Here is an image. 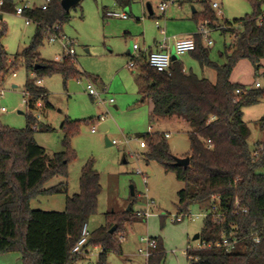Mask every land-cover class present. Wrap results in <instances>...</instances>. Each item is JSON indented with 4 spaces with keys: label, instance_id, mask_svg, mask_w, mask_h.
<instances>
[{
    "label": "trees",
    "instance_id": "obj_1",
    "mask_svg": "<svg viewBox=\"0 0 264 264\" xmlns=\"http://www.w3.org/2000/svg\"><path fill=\"white\" fill-rule=\"evenodd\" d=\"M117 2L122 6L129 5L128 0ZM251 2L254 6L252 15L227 21L221 27L233 38L223 53L228 59L226 64L219 65L210 60L202 37L195 35L196 49L190 53L202 67L215 68L216 83L191 70L186 71L179 59L173 61L171 75L151 67L147 57L136 60L140 69L141 100H151L150 120L157 125L156 131L140 135L146 142L143 159L158 162L185 183L178 192L180 213L189 212L192 204L209 207L213 199H219L227 219L217 222L212 216L204 218L200 241L214 244L222 239L238 240L231 251L217 246L188 249V264H264V173L258 172L264 167V141L258 142L255 149L250 148L251 129L244 120V109L260 102L264 89L248 88L230 79L233 68L241 59H249L256 70L264 65V20L259 21L263 11L259 0ZM4 9L13 12V0H7ZM29 14L51 26L57 23L63 26L68 17L62 0H54L49 10L38 9ZM154 14L152 10L151 16ZM202 19L209 27H218L215 12L208 4ZM6 31L5 26L0 32V77L17 70L15 63L9 62L1 43ZM44 37L43 28L36 27L29 46L13 58L20 63L21 57L27 72L35 75L25 84V90L30 93L31 109L39 99L45 100L48 96L47 89L37 84L39 77L60 73L68 80L82 74L73 62L74 57L64 56L62 61L42 59L38 50ZM237 89L242 93H236ZM27 117L28 124L23 129L0 125V253L20 252L23 264H74L81 254L73 253L72 249L81 238L83 225L97 212L102 191L100 173L92 160L85 163L80 191L67 195L64 211L32 209L31 202L38 195L67 194L71 159L67 149L80 121L67 119L63 123V142L67 149L50 155L34 137L43 124L34 128L37 120L30 113ZM84 121L94 122L95 119ZM261 123L264 125V117ZM173 130L188 135L190 152L186 156H190V163L187 167L174 164L168 141ZM57 176L63 180L45 187ZM236 201L239 202L237 208ZM122 221L123 216L108 215L106 224L91 232L84 250L89 245L101 247L95 264H108L109 252L120 250L117 234L123 231ZM113 226L116 229L111 232ZM255 235L260 237L259 243L255 242ZM153 255L150 263L161 261L165 254L160 247Z\"/></svg>",
    "mask_w": 264,
    "mask_h": 264
},
{
    "label": "rangeland",
    "instance_id": "obj_2",
    "mask_svg": "<svg viewBox=\"0 0 264 264\" xmlns=\"http://www.w3.org/2000/svg\"><path fill=\"white\" fill-rule=\"evenodd\" d=\"M128 1L130 4L125 7L117 0H81L70 8L62 28L64 34L74 41L73 62L82 74L68 80L60 73L39 77L37 82L48 91L47 99H42V107L39 109L31 110L25 103V84L29 77L35 78V75L32 77L27 72L21 57L20 63L15 62L17 70L1 74L0 90L4 92L0 94V125L23 129L28 124L27 114L40 113L43 125L35 132L34 137L50 155H54L67 149L63 142V123L67 119L80 121L67 149L71 155L67 194L38 195L32 200L31 208L64 211L67 195L72 196L80 191L82 168L92 160L100 173L102 191L98 198L97 212L89 218V230L92 232L105 225L108 215L123 216V231L117 234L121 247L118 251L109 252L108 264H188V257L184 252L187 248L197 247L199 240H194L193 237L201 232L204 217L176 222L173 216L179 213L178 192L184 188L185 183L177 178L175 172L167 171L156 161L147 162L142 157L146 145L140 135L152 128L157 130V125L150 120L151 102L142 101L137 95L136 84L139 83L140 69L138 66H129L132 58L128 50L133 44H137L140 50L131 54L140 53L139 51L148 49L154 38H164L156 25L157 20L166 28V35L171 38L169 40L174 36L198 33L201 23H207L202 19V12L208 4L215 12L218 27L208 26L213 44L209 46L204 38L202 41L208 49L210 60L224 65L228 59L223 53L233 38L231 34L224 33L221 27L227 21L252 15L254 6L251 0H172L163 15L159 6L166 0ZM259 1L264 14V0ZM214 2L220 5L221 15L218 14L219 9L213 7ZM149 4L155 13L153 17ZM108 11L127 12L129 17L123 19L108 16ZM165 20L169 23L168 27ZM4 21L7 31L1 43L9 59H13L29 46L36 25L26 24L23 17L10 12L5 14ZM181 31L184 32L183 35L177 33ZM38 52L42 59L56 61L57 57L64 55L65 49L61 43L49 42L45 36ZM182 60L199 77L204 76L213 83L217 82L215 68L202 67L192 53L183 55ZM230 79L248 88L259 80L264 89V65L256 70L249 59H241L233 68ZM90 81L101 92L106 104L98 103L89 94ZM112 98L114 103H109ZM244 112V120L251 129L248 142L253 150L258 142L264 141V125L261 123L264 117V97L257 104L246 107ZM100 115H104L108 130L102 131V124L98 123L97 131L92 132L96 122L84 120L95 119ZM106 137L117 143L107 145ZM168 141L174 157H185L190 152L186 132L173 130ZM125 157L127 162H124ZM258 172L264 173V167L259 168ZM144 176L148 181L147 191ZM62 180L60 176L54 177L45 187L56 185ZM132 186L135 195L131 194ZM147 200L150 201L152 215L144 219L138 214L147 208ZM203 206L192 204L190 211L197 215L202 212ZM116 225L118 228V223ZM147 235L162 240L165 255L159 262L150 263L140 253L143 244L141 238ZM85 250H89V253ZM85 250L74 264H95L98 261L101 247L89 245ZM0 264H23L20 252L0 253Z\"/></svg>",
    "mask_w": 264,
    "mask_h": 264
},
{
    "label": "built area",
    "instance_id": "obj_3",
    "mask_svg": "<svg viewBox=\"0 0 264 264\" xmlns=\"http://www.w3.org/2000/svg\"><path fill=\"white\" fill-rule=\"evenodd\" d=\"M53 1L54 0H13L14 11L10 12V13H15L16 15L23 17L25 19L26 24L34 23L36 25V27H42L43 31L45 33V36H47L49 42L61 43L65 49V52H64V55L62 57H57V60L62 61L64 56L74 57L75 50L72 47V45H74V41L69 39L64 34L62 25L60 23H57V24L52 25V26L51 25H44L43 21H39L29 14L35 10H38V9H41L43 11L49 10ZM171 2H172V0H169V1L166 0V1L162 2L159 6V9L162 12H165ZM6 3H7V0H0V16H2V17H0V32L3 31L5 26H6V23L4 21V16L6 13H9L8 10L4 9V5ZM213 7L219 9V11H218L219 15L222 14V11L220 10V5L217 2L213 3ZM107 15L112 16V17H119V18H123V19H127L129 17V14L127 12L108 11ZM263 20H264V14L262 16H260V18H259L260 22ZM156 25L160 29V32L164 35L163 42H165L166 40H168L165 28L160 25L159 20L156 21ZM196 34H198L202 38H204L209 46L211 44H213V41L210 37V29L206 23L201 24L200 31ZM196 34L188 35V36H181V37H176V36L173 37V39H174L173 49L179 57L183 56L187 53H190L196 49V36H195ZM137 50H139V46L137 44H133L132 52H136ZM132 55H133V57H132L131 61L129 62V66L131 68H134L136 66V60L141 59L142 56L138 52L134 53ZM146 57H147V62L149 63V65L151 67H153L154 69H156L159 72H166L169 75H171L172 63L174 61L172 59V51L171 50H168V49L152 50V51L148 52ZM9 62L11 64L15 63L14 59H9ZM261 86H262L261 81L257 80L252 87L260 88ZM3 92H4L3 90H0V94H3ZM236 93L240 94V93H242V90L237 89ZM89 94L91 96H93L97 100L98 103L106 104V101L102 98L101 92L98 91L93 86L91 81L89 82ZM41 100L42 99H39L35 103V107L33 108V110H37L38 108H40L42 106ZM114 101L115 100L112 98V99H110L109 103H114ZM25 103L31 109V107H30V93L27 91L25 92ZM2 110L5 111L6 109L2 108ZM33 116L37 120V123L34 125V128H38V126L41 123V121H40L41 114L39 113V114H37V115L35 114ZM95 122L96 123L92 127V132L97 131V124L98 123L105 124L104 123L105 122L104 115H100L97 118H95ZM111 142H112V144L117 143L116 140H113ZM144 182H145L146 191H147L148 190L147 189L148 181H147L146 176H144ZM147 204H148L147 208L145 210L139 212V214H138L140 217H142L144 219H148L152 215V213L149 209V206H150L149 200H147ZM237 207H239L238 201H236V204H235V208H237ZM201 216H203L204 218H206L208 216H212L213 219L217 222H223L224 220L227 219V213L225 210H223L219 206V199L218 198L213 199L212 202L210 203L209 207H203L202 212L197 214V215L193 214L191 211L186 212V213H180L179 212L178 214L173 216L174 217L173 219L176 222L184 221L186 218L194 221L198 217H201ZM90 236H91V231L89 230L88 223H85L82 227L81 238L78 241V243L75 245V247L72 249V252L77 253V254L82 253L84 251V246L88 242V239ZM141 240L144 243L145 247L140 248V253H142L144 256L149 258L152 255V250H154L155 248L158 247L157 241H156V239H154L150 236L142 237ZM254 240H255V242L259 243L260 237L258 235H255ZM237 242H238L237 239L231 240V241H229L227 239H222V240H218L214 244H211V243L207 244L206 242L199 240L196 248H207V247L217 246V247H224L226 249V251H231V249L236 245ZM188 249H195V248H187L186 253H187Z\"/></svg>",
    "mask_w": 264,
    "mask_h": 264
},
{
    "label": "crops",
    "instance_id": "obj_4",
    "mask_svg": "<svg viewBox=\"0 0 264 264\" xmlns=\"http://www.w3.org/2000/svg\"><path fill=\"white\" fill-rule=\"evenodd\" d=\"M130 4V3H129ZM128 6V5H127ZM127 6H125V7H127ZM128 9V8H127ZM129 10V9H128ZM166 14V11L165 12H163V15H165ZM165 24H166V26L168 27V21H166L165 20ZM202 24V23H201ZM165 28V27H164ZM165 30H166V28H165ZM179 35H183V31H181V32H177ZM190 35H192V34H190ZM186 36V35H185ZM188 36V35H187ZM144 41L146 42L147 41V37L145 36V34H144ZM169 39H171V38H168V40ZM168 40H166L165 42H163V39L162 40H159V39H157V37L156 38H154V41H153V43H151L150 44V46L148 47V49L147 50H145V51H139L140 52V54H141V58H143V57H146L147 56V54H148V52H150V51H152V50H157V49H168V50H173V47H174V40L172 39V40H169V42H168ZM166 46H165V45ZM139 50H140V48H139ZM183 64H184V62H183V60H182V56H180L179 58H178ZM177 59V60H178ZM184 67H185V69H186V71H192V67L189 69V67H186L185 66V64H184ZM197 74V73H196ZM32 77H33V74H32ZM204 77V76H203ZM37 84L38 85H40V86H42L41 84H39L38 82H37ZM137 86H136V91H137V95L139 96V99L141 98V94H140V90H141V85H140V83H138V84H136ZM44 87V86H43ZM139 99L137 100V101H139ZM150 101L151 102V100L150 99H146V101ZM41 103H43V100H41ZM42 107V106H41ZM39 109V108H38ZM150 109H152V102H151V106H150ZM151 111V110H150ZM244 115H245V112H244ZM40 124H42V122L40 123ZM151 127H153V126H151ZM151 131H154L153 130V128H152V130ZM156 131V130H155ZM144 142H145V140H144ZM145 145H146V142H145ZM124 160H126V162H127V159H126V157L124 158ZM148 236V235H147ZM150 236V235H149ZM150 237H152V238H157V237H153V236H150ZM193 239H194V237H193ZM157 244H158V247L157 248H155L154 250H152V255L153 254H155V252L158 250V248H162L163 250H164V248H163V244H162V240L160 239V238H157ZM141 242H142V240H141ZM143 243V242H142ZM145 247V245H144V243L141 245V247L140 248H144ZM86 251V253H89V250H85ZM102 252V249L100 250V252H99V255H100V253ZM184 253H186V251L184 252ZM142 254V253H141ZM99 255H98V259H99ZM152 255L148 258V260H150V258L152 257ZM187 255V254H186ZM154 256V255H153ZM146 257V256H145Z\"/></svg>",
    "mask_w": 264,
    "mask_h": 264
},
{
    "label": "water",
    "instance_id": "obj_5",
    "mask_svg": "<svg viewBox=\"0 0 264 264\" xmlns=\"http://www.w3.org/2000/svg\"><path fill=\"white\" fill-rule=\"evenodd\" d=\"M80 1H81V0H62V6H63V8H64L66 11H69L70 8H71L73 5L78 4ZM148 8H149L150 14H152V7L150 6V4L148 5ZM0 17H2V16H0ZM128 51H129V54L132 53V46L129 48ZM178 58H179V56L175 53V51H174V49H173V50H172V59H173V60H177ZM38 67H39V66L37 65L36 68H38ZM20 113H23V112L20 111ZM101 128H102V131H104V132L108 130V126H107V124H102V125H101ZM105 141H106V144H107V145H112V142H111V140H110L108 137L105 138ZM174 159H175V162H174L175 165H179V166L187 167V166L189 165V163H190V156H186V157H176V156H175ZM124 162H126V160H124ZM131 194H132V195H135V191H134L133 186H132V188H131ZM128 209H130V206H129ZM115 228H116V226H113L112 229H111V232H114ZM199 238H200V234L197 233V234L194 236V240H199Z\"/></svg>",
    "mask_w": 264,
    "mask_h": 264
}]
</instances>
